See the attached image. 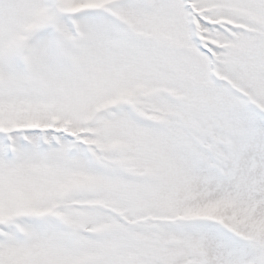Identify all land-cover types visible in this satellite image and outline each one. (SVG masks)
<instances>
[{
    "label": "snow or ice",
    "instance_id": "snow-or-ice-1",
    "mask_svg": "<svg viewBox=\"0 0 264 264\" xmlns=\"http://www.w3.org/2000/svg\"><path fill=\"white\" fill-rule=\"evenodd\" d=\"M0 264H264V0H0Z\"/></svg>",
    "mask_w": 264,
    "mask_h": 264
}]
</instances>
